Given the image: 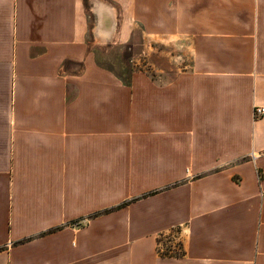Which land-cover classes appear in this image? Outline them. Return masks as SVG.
Masks as SVG:
<instances>
[{"label": "crops", "instance_id": "1", "mask_svg": "<svg viewBox=\"0 0 264 264\" xmlns=\"http://www.w3.org/2000/svg\"><path fill=\"white\" fill-rule=\"evenodd\" d=\"M0 66V264H264V0H0Z\"/></svg>", "mask_w": 264, "mask_h": 264}, {"label": "rangeland", "instance_id": "2", "mask_svg": "<svg viewBox=\"0 0 264 264\" xmlns=\"http://www.w3.org/2000/svg\"><path fill=\"white\" fill-rule=\"evenodd\" d=\"M91 24L95 22V18L91 17ZM114 36L105 39L102 45L95 50V57L98 58V64L104 69L117 74L126 75L134 72H145L148 74L156 73L163 69V43L158 39L152 41L153 48L146 49V52L141 48H125L117 49L113 45ZM147 53V54H146ZM1 72V66H0ZM4 90L3 82L0 79V109L5 104V98L2 91ZM261 117V116H260ZM159 241V251L177 250L178 239L177 235H167Z\"/></svg>", "mask_w": 264, "mask_h": 264}, {"label": "built area", "instance_id": "3", "mask_svg": "<svg viewBox=\"0 0 264 264\" xmlns=\"http://www.w3.org/2000/svg\"><path fill=\"white\" fill-rule=\"evenodd\" d=\"M264 115V108L263 107H254L253 108V117L258 118Z\"/></svg>", "mask_w": 264, "mask_h": 264}, {"label": "trees", "instance_id": "4", "mask_svg": "<svg viewBox=\"0 0 264 264\" xmlns=\"http://www.w3.org/2000/svg\"><path fill=\"white\" fill-rule=\"evenodd\" d=\"M173 233H175L174 231H172ZM172 232H171V234H169V235H172ZM178 232V231H177ZM163 237H168L167 235H161V236H159V240L158 241H160V239L161 238H163ZM178 247H179V250L182 252V245H181V243L179 242L178 243ZM167 254V253H166ZM165 254V255H166ZM161 256H163V252L160 254ZM176 256H179V254L177 253V254H175ZM181 255V254H180Z\"/></svg>", "mask_w": 264, "mask_h": 264}]
</instances>
